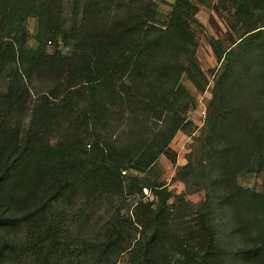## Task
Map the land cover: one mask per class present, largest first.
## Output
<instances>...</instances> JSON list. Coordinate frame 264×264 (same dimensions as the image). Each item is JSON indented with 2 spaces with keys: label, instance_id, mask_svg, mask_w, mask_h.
Listing matches in <instances>:
<instances>
[{
  "label": "trees",
  "instance_id": "1",
  "mask_svg": "<svg viewBox=\"0 0 264 264\" xmlns=\"http://www.w3.org/2000/svg\"><path fill=\"white\" fill-rule=\"evenodd\" d=\"M61 1L43 0L26 7L30 11L22 0L16 6L0 0V73L10 64L23 69L20 76L14 69L0 100V231L24 227L28 236L23 245L0 239V259L32 253L41 264H52L71 198L121 197L128 183L127 195H141L135 223L147 231L134 253L137 264H218L220 251L204 210L196 212L194 234L179 237L171 226L167 190L131 175L146 173L174 134L190 129L185 114L195 98L182 79L197 94L207 85L191 26L196 7L190 0H169L170 10L162 14L157 0H115V13L105 20L112 0H75L78 24L67 31ZM229 2L231 31L238 37L228 49L209 42L221 72L211 89L204 138L205 169L214 172L208 193L221 192L218 205L230 222L229 234L236 240L253 238L236 254L250 264H264V0ZM29 16L38 23L35 48L26 44ZM59 42L69 48L67 54L58 49ZM48 44L54 47L51 53ZM35 72L44 82L63 77L58 125L63 136L54 144L58 94L33 103L26 126L12 113L13 103L18 108L30 101L24 79ZM160 119L158 126L151 122ZM125 130L124 141L112 139ZM246 172L263 178L262 191L238 183ZM142 189L157 201L143 202ZM119 228L106 232L105 243L94 250L101 256L126 252Z\"/></svg>",
  "mask_w": 264,
  "mask_h": 264
},
{
  "label": "rangeland",
  "instance_id": "2",
  "mask_svg": "<svg viewBox=\"0 0 264 264\" xmlns=\"http://www.w3.org/2000/svg\"><path fill=\"white\" fill-rule=\"evenodd\" d=\"M43 0H22L25 9L33 11L34 4L38 6ZM75 0H62V16L64 19V28L69 31L73 23V3ZM85 0H81V2ZM109 2L110 10L104 13V19L108 20L115 13L116 1ZM230 0H224L219 5V0H190L197 11L193 16L192 30L198 40L196 57L200 69L202 70L207 85L204 92L197 94L193 85L184 77L182 83L184 87L194 96L195 104L189 109L185 116L191 123L187 132L177 131L171 138L165 154H161L154 162L152 167L144 174L138 176L142 180L155 188H165L169 193L168 204L174 214L171 226L173 231L179 237L188 233L194 234L196 228V212L204 210L208 220L215 233V243L220 254L216 261L218 264H250L244 261L236 254V251L244 244H250L253 241L251 237L234 238L229 234L230 222L227 216L221 211L218 205L217 192L212 193L215 197H209L208 188H211V177L214 172L205 169L207 164L204 138L206 135V121L209 118L208 103L211 99V89L216 77L221 72V65L216 62V58L210 47L209 42H216L228 49L231 41L237 39L231 30L230 23L233 21V9ZM16 6L17 0H12ZM159 11L166 14L170 10L169 0H157ZM232 24V23H231ZM26 29L29 33L27 46L36 47L33 36L38 30V23L35 17L29 16L26 21ZM241 31L239 32V34ZM231 38V39H230ZM58 43V49L67 54L68 47ZM53 45L48 44L46 50L53 52ZM21 75V67L15 64L7 65L0 73V100L7 93L10 84V75L14 73ZM24 85L30 92L31 99L27 103H22L17 108V103L11 105L12 113L19 119L20 123L26 126L30 120V110L33 103L40 97L59 95L54 102L58 103L57 117L53 126L50 143L54 144L62 136V126L59 125L60 104L62 103L64 91L63 77L60 80H47L44 82L39 78L38 72L31 76L30 80L24 79ZM165 115H163L164 117ZM162 117V118H163ZM152 123L161 124L160 120H151ZM153 127V126H152ZM154 128V127H153ZM133 129V128H132ZM135 129H133L134 131ZM128 137L125 132H115L112 139L124 141ZM263 178L255 173L246 172L240 174L238 183L244 188H251L262 191ZM128 183L125 185L124 194L117 198H92L76 194L71 198L70 208L67 209L59 228L61 230V245L57 256L53 258L52 264H137L134 253L143 243V234L147 231L135 223V207L140 200L141 195H127ZM214 189V188H213ZM214 191H216L214 189ZM143 202H156L148 189H142ZM204 206V208L202 207ZM68 216V217H67ZM67 217V218H66ZM66 218V219H65ZM245 221L246 214L240 216ZM254 218V216H251ZM119 228L121 235V248L129 247L126 252L119 250L109 251L106 255H100L94 250L95 246H101L105 243V234L111 229ZM248 227V226H247ZM251 230V227H249ZM24 227L11 232L4 233L0 231V239L16 245H23L27 241V233ZM253 230H251L252 232ZM117 232V230H116ZM254 232V231H253ZM133 248V249H132ZM0 264H41L31 253L23 254L20 252L6 255L0 259Z\"/></svg>",
  "mask_w": 264,
  "mask_h": 264
}]
</instances>
